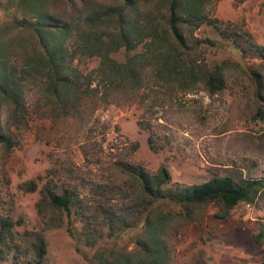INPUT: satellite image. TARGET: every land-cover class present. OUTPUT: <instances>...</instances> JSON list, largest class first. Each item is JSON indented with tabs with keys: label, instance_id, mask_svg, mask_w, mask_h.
I'll use <instances>...</instances> for the list:
<instances>
[{
	"label": "rangeland",
	"instance_id": "rangeland-1",
	"mask_svg": "<svg viewBox=\"0 0 264 264\" xmlns=\"http://www.w3.org/2000/svg\"><path fill=\"white\" fill-rule=\"evenodd\" d=\"M118 2L0 0V24L29 19L37 5L78 24L94 8ZM207 12L219 22L250 32L264 47V0H212ZM34 43L28 29L21 27L10 35L28 112L26 124L14 130L17 145L8 152L0 146V220L7 216L14 220L10 243L20 247V257H33L36 232L47 242L48 264H95L99 253L109 258L132 250L144 226L132 201L137 181L118 166L119 161L139 164L151 173L165 166L171 175L166 187L171 189L214 175L230 174L235 180L264 176V119L255 118L260 103L250 73L251 68L259 71L264 94V60L241 54L212 26L202 24L193 38L188 36L200 63L228 61L223 69L226 87L211 95L201 84L185 91L157 80L153 65L144 61L138 88L111 90L99 76L92 78L94 91L61 108L46 93L42 74L25 66ZM66 44L72 48L75 42L69 37ZM143 49L140 45L135 51ZM132 53L121 48L111 56L122 62ZM98 63L97 56L75 52L72 65L82 75H96ZM149 135L154 149L147 142ZM30 180L37 185L34 191L25 188ZM45 184L56 190L75 187L87 215L103 208L121 219L119 226L113 235L105 232L86 244L78 239L77 232L83 231L78 217L41 202L39 189ZM222 213L219 204L208 202L195 207L190 218L173 215L162 235L166 264H264V190L254 202L238 203L225 217ZM258 233L260 240L255 241ZM12 250L4 248L1 264H13Z\"/></svg>",
	"mask_w": 264,
	"mask_h": 264
},
{
	"label": "trees",
	"instance_id": "trees-1",
	"mask_svg": "<svg viewBox=\"0 0 264 264\" xmlns=\"http://www.w3.org/2000/svg\"><path fill=\"white\" fill-rule=\"evenodd\" d=\"M27 1L19 0L21 3ZM211 1L120 0L113 5L94 8L78 24L37 5L29 19H13L0 24V146L7 152L13 149L18 143L14 130L21 129L27 122L23 79L17 62L12 58L10 46V35L14 30L22 27L33 33V53L27 56L25 66L42 74L46 93L61 108L75 105L83 96L94 91L92 78L99 76L111 90H118L121 86L138 88L141 67L148 62L153 65L157 80L177 84L185 91L201 84L203 90L211 95L226 87L223 69L228 61L210 66L205 61L199 62L196 45H189L188 36L193 38L200 25L212 26L222 39L231 42L248 58L264 60V47L254 41L250 32L210 17L207 6ZM69 37L75 42L72 48L66 44ZM140 45L144 47L143 51H135ZM121 48L127 53L133 52L122 62L111 56ZM75 52L99 57V63L93 70L96 75H82L73 67ZM250 73L256 83L255 96L260 103L255 118L264 119L260 73L254 68L250 69ZM147 142L154 149L150 135ZM133 146L136 148L137 144ZM118 166L131 173L137 181L132 201L137 207L144 232L136 238L132 250L112 253L109 258L99 253L95 264H166L168 251L162 235L165 224L173 215L190 218L195 207L214 202L222 207L221 217H225L238 203L254 202L264 190V176L248 175L235 180L230 174L214 175L201 183L171 189L166 187L171 175L163 165L154 173L139 164L119 161ZM36 186L35 181L30 180L25 188L34 191ZM39 192L43 197L41 202L46 201L52 208L79 218L83 231L77 232L78 239L86 244H93L106 234L113 235L115 227L119 226L116 224L121 222L116 214L105 212L103 208H96L95 212L87 215L79 204L80 193L75 187L60 186L56 190L45 184ZM169 207H179L180 211ZM14 223L8 216L0 220V264L2 259H6L4 248L13 249V264H48L47 242L40 232L34 234L33 257L19 256L20 247L10 243ZM260 237L261 233L256 234L255 241H259Z\"/></svg>",
	"mask_w": 264,
	"mask_h": 264
}]
</instances>
